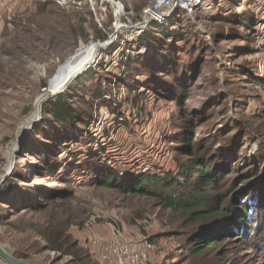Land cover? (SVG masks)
<instances>
[{"label": "rangeland", "instance_id": "1", "mask_svg": "<svg viewBox=\"0 0 264 264\" xmlns=\"http://www.w3.org/2000/svg\"><path fill=\"white\" fill-rule=\"evenodd\" d=\"M154 1L0 0V193L7 190L10 202L0 203V246L13 258L28 264H79L74 256L49 249L46 237L63 229L85 252V264H100L85 240L103 242V254L116 232L121 233L117 242L130 249L150 242L145 264H264V214L198 254L188 245L195 228L178 213L155 199L96 183L102 162L121 171V178L124 172L158 170L165 160L185 162L168 138L186 123L196 144L207 137L205 131L212 135L209 140L227 134L214 141L210 154L232 149L237 156L239 170L227 175L225 189L243 184L231 181L256 166L258 155L257 180L264 181V27L248 30L239 19L256 15L253 3L262 0H247L250 6L243 0H206L191 18L175 11L165 23L133 28ZM111 36L114 40L98 49L92 65L62 93L82 82L85 86L75 92L85 89L90 100L88 92L97 84L102 96L110 94L109 102L121 104L120 114L131 126L117 132L109 110L86 109L83 103L80 110L93 116L89 135L61 153L43 177L36 168L42 165L40 152L20 132L35 119L40 124L38 107L54 96L42 102L39 97L50 90L59 68L78 50L92 44L99 48ZM135 47L141 50L133 53ZM233 115L238 122L219 132ZM88 137L93 141L85 142ZM76 154L81 156L73 164ZM248 201L241 203L248 206Z\"/></svg>", "mask_w": 264, "mask_h": 264}, {"label": "trees", "instance_id": "2", "mask_svg": "<svg viewBox=\"0 0 264 264\" xmlns=\"http://www.w3.org/2000/svg\"><path fill=\"white\" fill-rule=\"evenodd\" d=\"M227 1L230 2V0ZM243 1H246L247 6H250V2ZM254 4L255 8H252H254L256 15L249 14L247 18L239 19H242V25L248 30L253 26H260L263 30L264 21L260 20L258 13L260 7L264 5V0L258 4L254 2ZM173 25L174 22L171 23V26ZM167 29L168 27L165 28V31ZM167 34L165 32L163 37H168ZM142 41L141 37L136 43L142 46ZM157 41L161 42L160 37ZM130 46L132 47V44ZM131 50L133 53H138L141 47L131 48ZM165 74L169 75V73ZM90 76L89 74V79H91ZM84 86L82 82H79L77 86L71 84L65 93H60L48 101L46 100L50 96L46 94L44 98L46 103L38 107L41 111L40 124L35 125L27 133V137L29 142L35 145L36 150L40 152L42 165L36 168L41 176L49 175L51 168L58 163L59 155L64 153L66 149H70L71 144H75L77 141L81 143L84 136L88 134L87 131L93 116L84 110H80L83 103L86 105V109L94 106L95 110H109L111 122H113L117 132L131 126L128 122L129 118L127 119L120 114L123 112L121 104H117L114 100L109 102L110 94L105 93L102 96L103 94L97 84L91 87L93 88L92 91L88 92L90 100L85 97V89L82 90L81 94L75 92ZM184 91L181 96L184 95ZM180 100L179 98L177 101ZM94 102L97 104L93 105ZM239 119L238 116L233 115L224 121V124L217 130L225 133L228 125L230 127ZM46 126L47 128H44ZM235 127L233 125L231 129H235ZM189 128L188 123L182 124L168 138V141L174 145L171 150L179 156L186 157L185 162H181L179 158H174L162 161L158 170L155 169L152 172L147 170L140 174H130L123 171L124 178L119 176L121 171H117L114 167H107L102 162V166L97 169L99 177L96 178V183L100 188L155 199L163 209L178 213L184 224L194 226L195 230L188 238V245L194 246L195 249H198V254H201L218 244L224 243L228 236L249 226L254 220L257 223V219L264 214V205L261 204L264 201V181L257 180L259 177L257 173H259V167L262 165L261 157L258 155L254 158L256 166L252 167L250 172L244 170L243 174L231 181L238 179L243 184L238 182L240 184H236L235 188L232 186L230 189H225L227 175L232 172L237 173L239 170L235 158L237 156L234 155L232 149L230 154L214 155L213 144L215 140L219 141L227 134L220 136L221 133H218L216 134L217 138L209 140L208 137H212V135L210 131H205L207 137L202 138L196 144L193 140V133L195 132H191ZM88 138L85 142L93 141V137ZM102 151L104 149L100 150V152ZM211 152L213 155H210ZM80 156V154H76L71 163H78ZM95 156L97 159L101 158L99 154ZM69 157L66 159L69 160ZM6 192L7 190H3L2 195L0 193V203L9 205V200H6L9 192ZM245 198L250 199L248 206L241 203L242 199ZM257 202L259 203L258 206L255 204ZM0 211H3L2 208ZM254 211H256L255 214ZM46 241L49 243L51 251L72 255L79 264H85L83 258L85 252L79 248L77 243L71 242L66 236L65 230L56 232L52 237L47 236ZM85 245L96 256L98 262L104 264L101 260L103 242L92 243V238H89L85 240Z\"/></svg>", "mask_w": 264, "mask_h": 264}, {"label": "built area", "instance_id": "3", "mask_svg": "<svg viewBox=\"0 0 264 264\" xmlns=\"http://www.w3.org/2000/svg\"><path fill=\"white\" fill-rule=\"evenodd\" d=\"M206 0H155L150 8L143 12V18L133 28L142 29L155 22L165 23L175 11H182L183 17L191 18L205 7ZM259 16L264 21V5L259 9ZM2 181H0V186ZM121 237L116 232L113 241L106 244L102 260L107 264H145L152 245L143 241L141 249H130L126 243L117 242ZM119 243V244H118ZM2 264V262L0 261Z\"/></svg>", "mask_w": 264, "mask_h": 264}, {"label": "bare ground", "instance_id": "4", "mask_svg": "<svg viewBox=\"0 0 264 264\" xmlns=\"http://www.w3.org/2000/svg\"><path fill=\"white\" fill-rule=\"evenodd\" d=\"M121 28H118L117 30ZM109 43L110 41L108 42V44ZM106 45L107 43L99 47L104 46L103 48H105ZM98 49H99L98 46L92 44L86 49L78 50L77 53L72 58H69L66 61L67 63L65 65L59 68L56 76L54 77L55 79H54L53 84H50L48 86L50 88L48 92L53 93V92H56L57 90H60L61 88H63V85L65 84L68 78L76 76L84 72L87 66L89 67L90 65H92V62L94 60V57Z\"/></svg>", "mask_w": 264, "mask_h": 264}, {"label": "water", "instance_id": "5", "mask_svg": "<svg viewBox=\"0 0 264 264\" xmlns=\"http://www.w3.org/2000/svg\"><path fill=\"white\" fill-rule=\"evenodd\" d=\"M113 36V35H112ZM110 37L109 41L111 42L112 40H114V37ZM108 41V42H109ZM108 42H105V43H108ZM105 43L103 45H105ZM104 46L102 47H99V50L103 49ZM95 60V59H94ZM93 60V62H94ZM92 62V63H93ZM67 62H65L66 64ZM64 64V65H65ZM88 67V66H87ZM79 75V74H78ZM73 76V77H70L67 79V81L65 82V84L63 85V88H61L60 90H57L56 92H48L46 94H48L49 96H55L56 94H59V93H62L66 88L67 86L78 76ZM46 94H43L41 95L39 98L41 100V102L43 101L44 97ZM37 103V102H36ZM35 117L37 118V113L35 112ZM41 120V118H40ZM37 124V119L33 120L32 122L28 123L27 125L23 126L21 132H20V137H24L35 125ZM0 261L3 263V264H28V263H25L23 261H20V260H17L15 258H13L12 256H10L1 246H0Z\"/></svg>", "mask_w": 264, "mask_h": 264}]
</instances>
